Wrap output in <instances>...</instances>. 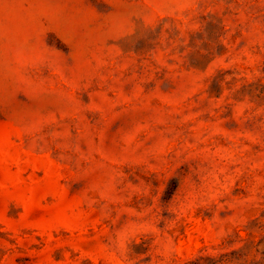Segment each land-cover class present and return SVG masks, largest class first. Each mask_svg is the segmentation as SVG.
<instances>
[{"label": "rangeland", "instance_id": "obj_1", "mask_svg": "<svg viewBox=\"0 0 264 264\" xmlns=\"http://www.w3.org/2000/svg\"><path fill=\"white\" fill-rule=\"evenodd\" d=\"M0 264H264V0H0Z\"/></svg>", "mask_w": 264, "mask_h": 264}]
</instances>
